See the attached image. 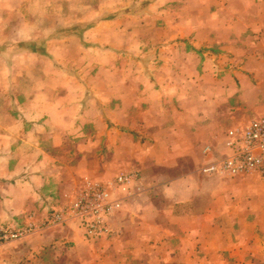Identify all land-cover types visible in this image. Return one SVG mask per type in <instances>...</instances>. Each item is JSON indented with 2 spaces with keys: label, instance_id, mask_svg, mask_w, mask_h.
I'll return each mask as SVG.
<instances>
[{
  "label": "crops",
  "instance_id": "obj_1",
  "mask_svg": "<svg viewBox=\"0 0 264 264\" xmlns=\"http://www.w3.org/2000/svg\"><path fill=\"white\" fill-rule=\"evenodd\" d=\"M66 1L0 0V224L42 220L63 206V191L78 190L85 177L105 181L139 170L136 197L115 216L119 236L92 242L77 224H63L31 236L40 243L28 239L27 252L43 245L45 258L57 264L193 258L203 264L205 245L225 239L224 225L210 214L212 204L198 205L213 201L206 200L210 178L198 172L202 149L208 144L222 152L228 127L264 113V0L152 1L160 20L155 33L195 38L178 56L180 45H168L170 53L192 63L193 45L214 48L201 55V63H208L201 76L176 74L183 62L171 63L174 56L168 63H123L119 76L113 74L114 63L106 62L99 74L102 64L91 53L87 74H76L74 57L59 59L65 39L49 40L55 26L42 29L40 18L33 20L44 5ZM70 1L91 11L134 0ZM165 5H175L176 12ZM177 19L184 20L183 28L175 25ZM198 19L217 24L193 23ZM93 25L84 32L92 50L104 36V50L113 51L112 24ZM127 28L115 34H129ZM38 45L42 49L34 50ZM182 204L187 209L176 211ZM216 207L215 213L222 208Z\"/></svg>",
  "mask_w": 264,
  "mask_h": 264
},
{
  "label": "rangeland",
  "instance_id": "obj_2",
  "mask_svg": "<svg viewBox=\"0 0 264 264\" xmlns=\"http://www.w3.org/2000/svg\"><path fill=\"white\" fill-rule=\"evenodd\" d=\"M152 1L153 0H143L142 2H138V0H134L131 3L116 2L102 5L104 10L100 8V5H95L96 9L95 6L92 5L94 7H91V11H87L88 7L76 5V2L67 0L63 4L53 3L47 6L44 5L41 11L39 10L36 13L33 20L35 18H40L38 23L41 24L42 29L45 27L48 28V26H55V30L52 37H49V40H53V43H55V41L65 39L66 52L64 56H60L59 59H66L69 61L74 57V59H76V64L79 65H76V74H87V68H85V66L90 63L89 59L92 60V57H88L91 53V56L97 57L98 63L102 64V66L100 65L102 68L106 62L114 63V67H112L113 74L119 76L122 75L121 68L123 63H168L166 62L167 57L174 56L173 52L170 53L168 51V45H180V48L178 46L175 52V55L178 56L179 51L183 52L185 49V45L188 50L192 45L191 40H195L192 36L186 37L179 35L170 38L164 35L159 36L158 32L155 33L154 28L158 26L160 20L155 19L157 15L153 10L154 5ZM194 7H199V5H194ZM126 8L129 10V13L126 12ZM164 8H166L165 10H170L171 13L176 12L175 5H165ZM92 9L95 10L92 11ZM34 12H36V10H34ZM168 14H170V12H168ZM92 16H96L95 19H92ZM100 22L112 24V31H114V35L111 39V43H113L114 46L113 51L107 52L104 50V45H102L104 44V36L100 37V42L98 40H96V42L94 41L97 48L92 50L94 47L93 42L87 40L89 37L84 34V32L88 31L90 26H94V23ZM193 23L197 25L200 23L216 25L217 21H201L198 19L193 20ZM126 25L128 26L127 29L129 34H123L122 36L115 34L118 28H125ZM175 25L183 28L184 20L177 19ZM135 29L141 30L136 33ZM132 30H134L135 35L130 36ZM73 38H75V40H73ZM40 48L42 49L41 45L34 46V50H39ZM210 49L214 50V48ZM210 49L206 47L196 48L193 45L195 58H193L192 63H184L183 57L178 59L177 56H174L171 63L183 62L176 68V74L191 75L192 72H198L199 76H201L200 74H207L201 71V69H204L205 65L208 64L201 63L204 61L202 53L205 52L204 50ZM51 50L55 52L58 48L54 45V47H51ZM78 50H80V52L77 53ZM209 52L216 55L213 51ZM213 64L215 65L216 63ZM80 67L82 70H80ZM100 67L96 70L99 71V74H104V68L100 69ZM190 68H192V70ZM213 73L215 74V72ZM196 85L200 87L199 84ZM139 172L141 179L142 174L141 171ZM203 176L210 178V181L206 184V188L209 189L211 195H209L206 200L213 199V201L205 203L203 202L205 199H202L199 201L198 205L201 203H203V205L208 203L212 204V206H210V214H212L215 219H218L219 223L224 225L221 230L224 235L223 239H225L224 242L221 240V243H209L205 245V251L207 252L206 257H208V260H204L203 264H264V179L255 174L237 177ZM138 189L139 184L136 188V194ZM74 192L75 190L73 189L63 191L61 197L63 206L69 203ZM136 194L132 199L136 197ZM215 204L222 207L217 213H215V209L217 208ZM187 206L185 204L179 205L176 211L183 213V210L187 209ZM15 222L14 224L3 223L0 224V226L24 225L27 223L23 222L22 219L16 220ZM56 228L60 230L58 226L48 229H39L27 235L24 239L1 244L0 264H57L54 259L45 258L44 253L41 252V247H44L43 245H39V250L34 251L33 249L32 253L27 252L28 247L25 249L27 240L30 239L31 241L33 239L31 236L36 234L42 235V233L52 231ZM81 230L83 231L82 228ZM85 239L92 242L101 240H90L86 237ZM212 240L213 238L210 236V241ZM33 242L39 244L40 238H34ZM42 251H44V249ZM44 252L48 253L47 251ZM30 254L32 258H28ZM161 264H201V260L193 258L189 261H162Z\"/></svg>",
  "mask_w": 264,
  "mask_h": 264
},
{
  "label": "built area",
  "instance_id": "obj_3",
  "mask_svg": "<svg viewBox=\"0 0 264 264\" xmlns=\"http://www.w3.org/2000/svg\"><path fill=\"white\" fill-rule=\"evenodd\" d=\"M224 150L205 145L198 171L202 175L237 177L255 174L264 179V113L247 123L225 130ZM138 170L123 171L105 181L83 178L69 203L42 220L24 225L0 226V245L24 239L39 229L70 223L83 229L90 240L110 239L121 234L116 213L136 194Z\"/></svg>",
  "mask_w": 264,
  "mask_h": 264
}]
</instances>
